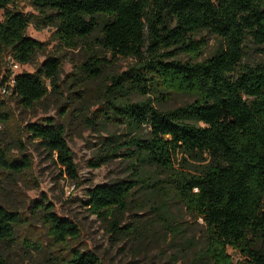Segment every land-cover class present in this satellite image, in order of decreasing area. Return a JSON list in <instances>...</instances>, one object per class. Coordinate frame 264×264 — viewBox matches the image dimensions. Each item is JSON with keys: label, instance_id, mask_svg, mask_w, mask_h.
Instances as JSON below:
<instances>
[{"label": "trees", "instance_id": "obj_1", "mask_svg": "<svg viewBox=\"0 0 264 264\" xmlns=\"http://www.w3.org/2000/svg\"><path fill=\"white\" fill-rule=\"evenodd\" d=\"M29 1L36 15L10 9L14 0H0V62L26 65L37 55L45 60L34 73L15 75L7 95L32 109L50 94L48 87L58 88L61 59L46 56L45 44L27 35L31 22L52 28L65 50L82 46L83 60L69 79L76 86L97 83L102 97L90 125L95 120V130L106 131L99 154L87 165L97 169L122 158L130 169L129 180L87 190L88 211L108 221L116 237L127 234L120 232L117 216L128 210L136 190L160 196L163 206L174 197L206 228L189 264H264V63L242 64L248 44L264 54V0ZM201 32L218 41L212 56L195 63L177 59L186 51L202 53L205 44L195 39ZM129 57L136 62L126 71L105 74L112 61ZM173 93L193 100L160 110ZM6 121L0 111V122ZM25 127L77 181L63 127L49 118ZM27 166L9 159L0 143V171L22 173ZM29 214L46 226L53 251H61L49 257L51 264H100L93 253L70 247L78 227L45 200L34 202ZM22 223L20 213L0 205V243H16ZM228 250L239 259L234 262Z\"/></svg>", "mask_w": 264, "mask_h": 264}, {"label": "rangeland", "instance_id": "obj_2", "mask_svg": "<svg viewBox=\"0 0 264 264\" xmlns=\"http://www.w3.org/2000/svg\"><path fill=\"white\" fill-rule=\"evenodd\" d=\"M10 9H17L26 16L36 15L29 0H14ZM3 11H0V22ZM27 35L46 46V56H57L62 66L58 75V88L52 91L32 109H23L10 95L0 93V111L7 113L8 121L0 122V143L7 156L28 163L22 173L0 171V205L20 213L23 223L15 229V242L0 243V264H51L49 257L59 255L53 251V242L45 225L38 216L30 213L34 202L50 204L53 213L73 222L79 229V237L70 241L71 248L93 253L100 264H189L194 254L203 246L206 228L201 219L191 216L186 208L172 198L164 199L155 194H144L136 190L129 198L128 210L117 216L119 230L127 233L113 236L108 221L91 214L86 202L87 190L103 184L131 178L130 169L122 158L115 159L97 168L87 163L99 154L103 129L95 130V120L90 125L93 111L101 100L97 83L71 84L70 76L74 66L83 60L84 48L65 50L54 38L50 27L40 28L31 22ZM205 44L202 53L196 57L184 52L176 57L182 62H201L208 59L218 47L217 39L201 32L195 37ZM177 52V51H175ZM45 57L37 55L31 64L19 65L8 59L0 62V85L3 79H12L20 73H34ZM134 58H119L112 61L105 74L121 73L135 64ZM264 63V54L248 44L242 64ZM9 80V81H10ZM192 98L178 93L168 96L160 110H169L191 103ZM132 101H140L132 96ZM49 118L64 129V138L76 166L78 180L70 179L64 169L57 165L55 156H50L26 131L27 124L40 123ZM108 132L121 133L120 129L109 127ZM162 180L163 176L155 175ZM25 218H29L28 221ZM31 244L28 248L24 246ZM38 247V248H37ZM233 261L238 253L228 250Z\"/></svg>", "mask_w": 264, "mask_h": 264}, {"label": "built area", "instance_id": "obj_3", "mask_svg": "<svg viewBox=\"0 0 264 264\" xmlns=\"http://www.w3.org/2000/svg\"><path fill=\"white\" fill-rule=\"evenodd\" d=\"M12 83H13V81L10 80L5 87L0 88V93L2 95H7L8 94V91H7L6 87H12Z\"/></svg>", "mask_w": 264, "mask_h": 264}]
</instances>
